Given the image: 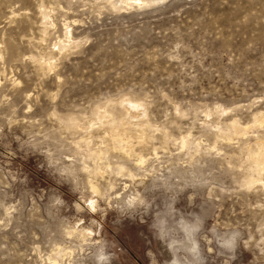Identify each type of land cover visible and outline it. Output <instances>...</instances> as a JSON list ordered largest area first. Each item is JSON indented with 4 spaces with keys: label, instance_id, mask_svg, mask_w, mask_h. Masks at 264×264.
I'll list each match as a JSON object with an SVG mask.
<instances>
[{
    "label": "rangeland",
    "instance_id": "rangeland-1",
    "mask_svg": "<svg viewBox=\"0 0 264 264\" xmlns=\"http://www.w3.org/2000/svg\"><path fill=\"white\" fill-rule=\"evenodd\" d=\"M144 2L0 0V264H264V0Z\"/></svg>",
    "mask_w": 264,
    "mask_h": 264
},
{
    "label": "bare ground",
    "instance_id": "bare-ground-1",
    "mask_svg": "<svg viewBox=\"0 0 264 264\" xmlns=\"http://www.w3.org/2000/svg\"><path fill=\"white\" fill-rule=\"evenodd\" d=\"M129 1V3H131V5L132 4H139V5H143V3H145L144 2V0L142 1V0H128ZM126 3H128V2H126ZM104 115H106V114H104ZM101 115L99 114V117H100ZM101 119V118H100ZM104 121V120H103ZM113 126H114V128H113V130H114V132H116V134H119V128H118V126H117V124H113ZM112 126V127H113ZM121 128V127H120ZM142 133V132H141ZM141 135V134H140ZM117 136H121V134L120 135H117ZM116 136V137H117ZM115 138V137H114ZM124 138V137H123ZM123 138H121V137H117V138H115V140L117 141L116 143L117 144H114L115 145V147L120 143V142H124V141H122V139ZM141 138V137H140ZM142 139V138H141ZM112 141H114V140H112ZM144 143V142H143ZM113 145V146H114ZM261 146V145H260ZM128 146H126V148H127ZM119 148V147H118ZM260 150V149H259ZM264 150H262V151H260L261 153L260 154H262V153H264L263 152ZM103 154V153H102ZM254 155H253V157H252V163L254 164V166H255V170H257L258 172H262V171H264V157L262 156V155H260V154H257V153H253ZM139 161H140V164L141 163H144L145 162V159H142V158H140L139 159Z\"/></svg>",
    "mask_w": 264,
    "mask_h": 264
}]
</instances>
